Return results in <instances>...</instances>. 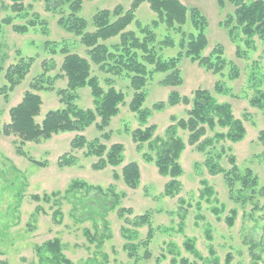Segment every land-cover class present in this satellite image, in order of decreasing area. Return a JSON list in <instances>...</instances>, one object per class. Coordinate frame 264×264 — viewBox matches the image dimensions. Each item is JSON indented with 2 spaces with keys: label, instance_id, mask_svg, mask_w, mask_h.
Instances as JSON below:
<instances>
[{
  "label": "rangeland",
  "instance_id": "rangeland-1",
  "mask_svg": "<svg viewBox=\"0 0 264 264\" xmlns=\"http://www.w3.org/2000/svg\"><path fill=\"white\" fill-rule=\"evenodd\" d=\"M181 1L188 8H199L207 17L205 33L208 44L202 55H210L220 44L229 64L221 73H215L197 61H192L184 54L182 46V41L187 39L189 32L196 33L190 22L183 27L186 31L183 36L178 30L170 29L161 22L148 3H142L135 11L136 20L156 34V53L162 59H168L178 56L182 51L178 67L183 83L179 86L165 85L162 80L166 74L152 72L144 87L147 96L143 105L150 110V116L142 124L137 114L129 108L134 93L130 78L125 74L114 76L102 72L97 64L91 63L92 74L99 77L104 89L109 86L105 78L111 77L114 86L126 96L118 114L106 128L109 135L107 138L103 136L104 132L97 129L96 123L80 134L85 135L89 141L99 138L107 147L122 143L124 161L120 166L95 169L93 165L98 158L88 155L87 147L72 148V140L78 132H62L54 134L48 140L23 144L19 143L15 135L6 136L0 132V261L4 264L36 263L35 246L56 237L61 239L65 254L74 264H85L94 255L102 259V253L108 255L107 264H180L172 260L176 258L179 261L182 257L199 264L214 257L219 259V264H264L263 195L256 192L255 196L252 194L253 198H249L250 191L240 194L238 190L241 186L237 184L235 194H240L237 196L240 201L233 200L223 174L214 175L209 172L205 165L207 156L199 152L195 145H190L188 132L180 129L179 134L187 143L180 159L184 169L179 178L182 189L174 197L164 196V188L170 178L159 174L154 160L146 159L145 155L148 154L155 157V151L149 148V143L145 142L139 147L132 138L134 130L150 125L156 126L153 138L163 137L169 125L186 118L190 105L166 104L172 91L192 98L195 90L208 89L219 102L232 105L235 117L243 120L247 130L245 138L239 142L224 140L216 143L214 152L222 148L226 150L220 160L221 166L230 169L232 166L228 158L234 155L240 171L243 173L247 168L252 169L258 176L260 185H264V145L258 140L259 132L264 129V112L250 102L257 95L258 89L264 91V44L256 39V49L238 57L236 50L238 45L242 46L239 39L241 33L236 30L238 39L234 41L225 26L226 20L234 11V6L229 1L226 0L224 5H220L218 0ZM132 2L133 0L85 1L79 15L87 20L88 31H93V16L99 10H113L121 5L126 11L131 8ZM8 4V0H0V23L11 14ZM30 12L46 22L47 33L39 22L26 33L15 32L12 25L0 26V87L7 83L5 74L8 67L15 64L20 56L36 57L25 79L13 91L9 90L7 97L0 95V128L10 122V109L21 102L25 92L31 89V82L43 72L53 79L54 89L36 90L43 100L36 120L41 122L49 110L64 107L57 94V90L65 88L67 84L66 79L61 77L63 55L45 51L46 41L56 42L58 47L65 44L72 52L87 59L89 57L80 37L62 28L58 23L59 16L47 12L42 2H35L34 9ZM29 19L33 17L30 16ZM155 20L158 21L157 25L153 23ZM28 21V18H16L14 23L23 25ZM128 30H134L139 37H144L136 22ZM166 40L172 41V44L165 45L163 42ZM116 41L119 39L115 38L107 43L110 45ZM231 62L239 70L238 77L234 79L230 78ZM148 68L152 70L154 67ZM219 81L230 89L229 94L216 91ZM78 95L77 104L81 108H94V98L89 87L79 89ZM161 102L165 106L156 109L154 106ZM99 121L98 118L97 122ZM217 130L221 131L219 128ZM208 135L212 136L213 132H208ZM19 145L27 156L18 152ZM65 155L73 156L77 161L72 165L61 166L59 162ZM28 156L46 162V165L39 166ZM132 161L137 162L141 170V180L135 189L130 188L121 176L122 167ZM115 174L119 177L115 178ZM73 180L86 181L104 189L113 186L120 196L118 207L106 216L108 228L99 221L100 232L110 234L100 249L90 244L84 235L85 229L94 233L93 221L85 217L83 208H78L79 199L81 201L85 197L84 192H77L69 199L61 197L63 217L56 220L53 211L57 206L33 199L34 195L42 197L57 191L63 194ZM204 180L213 188L212 196H201ZM244 199L246 200L243 201ZM75 204L78 210L72 213ZM38 206L41 207L39 212L36 210ZM122 207L130 209L131 214L121 217L119 209ZM233 209L237 214L234 223L230 225L228 218ZM145 213L149 214V222L138 224L137 217ZM188 239L193 241L199 255L186 249ZM130 246L135 249L132 250ZM130 251L137 255L138 260L129 256ZM146 252L149 253L148 257H145ZM200 257L203 259H199Z\"/></svg>",
  "mask_w": 264,
  "mask_h": 264
},
{
  "label": "trees",
  "instance_id": "trees-1",
  "mask_svg": "<svg viewBox=\"0 0 264 264\" xmlns=\"http://www.w3.org/2000/svg\"><path fill=\"white\" fill-rule=\"evenodd\" d=\"M8 1L10 4L7 7L11 10V14L2 19L0 26L2 24L12 25L15 32L26 33L30 27L35 28L38 25L37 22H39L43 25L44 32L47 33L46 22L41 17L39 18L37 14L30 12L34 9L35 2H42L47 12L59 16L58 23L62 28L80 37V42L86 47L89 57L87 59L76 52H72L65 44L58 47L56 42L46 41L44 43L45 51L48 52L49 50L52 54L60 53L63 55L61 65L63 75L61 77L66 79L67 84L65 88L58 89L57 94L64 107L49 110L41 122L36 120V117L40 115L43 104L42 97L36 90L54 89L53 79L47 77L46 72H43L34 82H31V89L25 92L21 102L10 109V122L0 128V132L6 136L15 135L21 144L48 140L54 134L62 132H78L72 140V148L87 147V154L98 158V161L93 165L95 169L120 166L124 161V145L114 143L107 147V145L101 143L99 138L89 141L80 132L96 123L97 129L104 132L103 136L107 138L109 135L106 133V128L110 125L112 118L118 114L119 107L125 102L126 95L114 86V80L111 77L105 78L109 86L104 89L99 77L92 74V62L97 64L102 72L114 76L125 74L130 78L134 93L129 102V108L137 114L142 124H145L150 116V110L143 107L147 96L144 87L151 76L150 74L152 72L165 73L166 75L162 80L165 85L179 86L183 83L178 67L182 51L179 52L178 56L168 59H162L156 53V34L149 27L142 26L136 20L135 11L142 3H148L161 22L165 23L170 29L178 30L183 36L186 35L183 27L190 22L196 33L189 32L186 36L187 39H183L182 46L185 49L184 54L192 61H197L201 66L215 73H221L229 64L223 56V47L220 44L214 48L210 55H202L208 44L205 33L208 23L207 17L199 8H188L181 0H133L131 8L126 11L121 5L116 6L113 10H99L93 16L95 27L93 31H88L87 20L79 15L84 2L92 0H30L28 3L27 0ZM218 1L220 5H224L226 0ZM227 1L234 6V11L226 20L225 26L228 27L229 34L234 41L238 39L235 35L236 30L240 31L241 37L239 39L242 46H237L236 55L243 57L249 50L256 49V39L264 44V0ZM30 16L33 19H29ZM16 18H28L29 21L23 25H17L14 23ZM134 22H136L140 31L144 33L143 38L139 37L136 31L128 30V27ZM153 23L157 25L158 21L155 20ZM115 38H118L119 41L112 42L110 45L107 43V41ZM163 43L170 45L172 41L166 40ZM35 59V56H20L15 64L8 67L5 74L7 83L0 87V95L7 97L9 90L13 91L25 79ZM46 63L45 61L44 65ZM148 66L154 68L150 70ZM238 75V67L231 62L230 78H237ZM85 87H89L91 90L94 98V108L84 109L77 104L78 90ZM215 89L221 94L230 93V89L221 81L216 84ZM250 102L264 112V91L258 89L257 95ZM181 103L191 106L186 111V118H181L176 124L169 125L163 137L153 138L156 131L155 125L138 128L132 132V138L134 142L138 143L139 147L148 142L149 148L155 151V157L148 154L145 155L146 159L149 161L154 160L159 174L170 178L165 185L163 195L174 197L182 189L179 178L182 176L184 169L180 159L187 143L179 134L181 129L188 132V143L195 145L199 152L207 156L205 165L209 172L214 175L223 174L233 200L240 201L237 196L245 191H250L249 198H253L256 192L264 196V185H260L259 178L252 169L247 168L242 173L238 168L234 155H230L228 158L232 167L225 169L221 166L220 160L226 150L222 148V151L214 152L216 143L224 140L236 143L243 140L247 134L243 120L235 117L232 105L227 102H219L210 90L202 88L195 90L192 98L182 96L178 91H172L166 101V104L170 106ZM164 106L165 103L161 102L154 107L162 109ZM98 118L100 119L99 122H97ZM218 128L221 131H218ZM208 132H213V135L209 136ZM258 140L264 145V129L259 132ZM18 152L24 156L28 155L21 148V145L18 147ZM28 157L39 166L46 165V162ZM76 161L75 157L65 155L59 164L61 166L72 165ZM121 176L130 188L135 189L141 180L139 164L135 161L125 164L122 167ZM114 177L118 178L119 175L115 174ZM237 184L241 188L238 190L240 194L236 196ZM203 185L204 189L201 196H212L214 193L213 188L205 180ZM77 192L85 193L86 198H82L81 201L79 199L80 207L78 208L85 210V217L92 220L94 225V233L90 229H85L84 235L90 244L100 249L110 234L100 232L99 221L102 225H105V228H108L106 216L110 211L115 210L120 202V196L113 186L104 189L86 181L73 180L63 194L57 191L44 194L42 197L34 195L33 199L57 206L53 211V217L56 220L63 217L61 199H69L71 195L75 196ZM76 204L72 208V213L78 210ZM36 210L41 211V207L38 206ZM126 214H131V210L124 207L119 209L121 217ZM236 214L237 211L233 209L228 218L230 225L234 223ZM137 220L138 224L148 223L149 214L145 213L137 217ZM151 233L150 230L149 236H151ZM185 246L194 255H199L191 239L186 241ZM130 248L135 249L134 246H130ZM35 252L37 261L33 264H74L65 254L64 245L58 237L36 245ZM129 256L138 260L133 251H130ZM148 256L149 253L146 252L145 257ZM199 259L203 258L200 257ZM108 261V255L102 253V259L94 255L89 257L85 264H107ZM172 261L180 264H199L197 261L191 262L185 257H182L179 261L174 258ZM0 264L4 263L0 261ZM204 264H219V259L214 257L206 260Z\"/></svg>",
  "mask_w": 264,
  "mask_h": 264
}]
</instances>
